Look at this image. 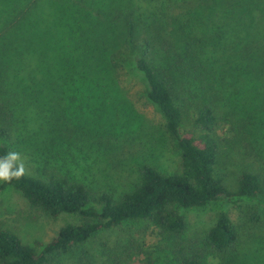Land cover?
Returning a JSON list of instances; mask_svg holds the SVG:
<instances>
[{"label":"trees","instance_id":"obj_1","mask_svg":"<svg viewBox=\"0 0 264 264\" xmlns=\"http://www.w3.org/2000/svg\"><path fill=\"white\" fill-rule=\"evenodd\" d=\"M195 3L0 0V177H9L0 178V191L12 188L32 209L71 218L48 241L33 243L0 222V264L229 258L237 230L228 213L220 211L199 242L188 244L181 210L219 200L264 208L263 167L243 162L233 182L217 170L228 140L219 137L220 127L229 124L244 156L242 142L252 151L264 139V28L238 35L234 8L224 7L213 22L204 14L208 6ZM133 74L174 141L179 168L142 163L129 189L91 187L60 164L70 148L65 114L74 116L80 101L100 112L118 110L122 79ZM18 158L32 164L29 172ZM147 230L154 241L144 240ZM101 233L118 239L94 245Z\"/></svg>","mask_w":264,"mask_h":264},{"label":"rangeland","instance_id":"obj_2","mask_svg":"<svg viewBox=\"0 0 264 264\" xmlns=\"http://www.w3.org/2000/svg\"><path fill=\"white\" fill-rule=\"evenodd\" d=\"M183 1L186 6H193L195 2L207 5L209 11L204 14L212 17L213 22L219 20L224 7L234 8L237 16L240 15L239 23L233 25L238 35L254 34L257 26L264 28V11L262 14L259 10L264 9V0ZM135 75L122 79L125 101L121 102L123 104L118 110L109 107V112H100L98 104L80 101L85 104L82 109H76L74 116L65 114L68 119L65 127L67 131L69 129L65 136L70 148L67 149L68 156L60 164L91 187L117 192L129 189L135 183L142 163H151L168 172L179 168L174 141L165 133L160 113L143 96V82ZM227 109L221 107L222 111ZM227 128L217 129L219 137L228 139L220 150L218 172L224 174L228 182H233L232 173L238 172L244 166L243 162L264 168V139H257L256 149L252 151L248 149V140L242 142L245 143L244 156L243 148L238 147L236 138L227 133ZM78 148L81 152L75 153ZM18 161L27 172L30 171L32 164L27 159L18 158ZM223 210L237 230L236 246L229 253V258H210L207 264H264V208L255 204L236 205L219 200L202 208L181 210L187 222L182 238L185 243H198L216 215ZM69 219L66 215L52 218L32 209L12 188L0 191V222L17 232L26 243L48 241ZM141 234L147 242L155 240L148 230ZM108 236L109 233L99 234L94 238V245ZM109 237L118 239L113 235Z\"/></svg>","mask_w":264,"mask_h":264},{"label":"clouds","instance_id":"obj_3","mask_svg":"<svg viewBox=\"0 0 264 264\" xmlns=\"http://www.w3.org/2000/svg\"><path fill=\"white\" fill-rule=\"evenodd\" d=\"M0 178H3V179H8L9 177L8 176H3V177H0Z\"/></svg>","mask_w":264,"mask_h":264}]
</instances>
